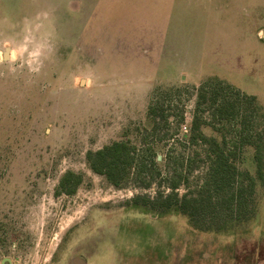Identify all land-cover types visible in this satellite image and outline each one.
Returning a JSON list of instances; mask_svg holds the SVG:
<instances>
[{
    "label": "rangeland",
    "instance_id": "obj_1",
    "mask_svg": "<svg viewBox=\"0 0 264 264\" xmlns=\"http://www.w3.org/2000/svg\"><path fill=\"white\" fill-rule=\"evenodd\" d=\"M115 142L155 171L94 173ZM0 264H264V0H0Z\"/></svg>",
    "mask_w": 264,
    "mask_h": 264
},
{
    "label": "trees",
    "instance_id": "obj_2",
    "mask_svg": "<svg viewBox=\"0 0 264 264\" xmlns=\"http://www.w3.org/2000/svg\"><path fill=\"white\" fill-rule=\"evenodd\" d=\"M218 112L221 117L224 116L223 109H220ZM156 120L157 119L153 120L155 130L158 126ZM199 131L200 124L199 120L196 118L190 126V140L193 144L197 142L198 138H203L202 135H198ZM136 150L137 149L132 148L126 142H115L101 150L89 152L87 155L88 165L94 173L105 177L115 188L121 189L128 183L132 171H134V173L141 178L143 174L155 171L153 168H155L156 163L159 161L158 157H156V159L153 158L150 162H148L145 159L146 157L137 154ZM209 154L212 156V165L209 170L211 171V178L208 180V183L211 184L212 187L216 186V194H218L219 190L224 189L225 186L226 188L229 186L230 178L228 181L227 175H229V177L230 175L234 177V170H236V166L234 165V162L231 161L234 153L228 154L224 149H216L215 146L211 145ZM81 182V176H76L71 172L66 173L60 181L58 194L64 193L69 196L74 195L81 185ZM226 182H228V184ZM151 183V180L144 183L145 188H149ZM180 185L181 180L179 178L172 181L170 188L173 192L166 197L163 202L165 205L163 206L167 209H175L177 212L188 216H194V214L198 212L201 203L197 196L188 197L185 195L181 199H178L175 191ZM141 200L146 204L150 203V201L146 198L138 197L137 199H134L135 202H139ZM154 204H159V202H155Z\"/></svg>",
    "mask_w": 264,
    "mask_h": 264
},
{
    "label": "water",
    "instance_id": "obj_3",
    "mask_svg": "<svg viewBox=\"0 0 264 264\" xmlns=\"http://www.w3.org/2000/svg\"><path fill=\"white\" fill-rule=\"evenodd\" d=\"M9 56H10V50L7 49L6 52L4 53V58H5L6 60H8V59H9Z\"/></svg>",
    "mask_w": 264,
    "mask_h": 264
}]
</instances>
